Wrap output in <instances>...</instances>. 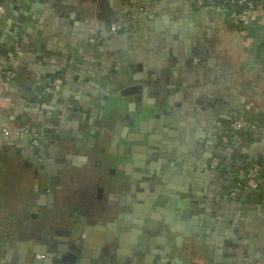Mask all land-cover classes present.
Instances as JSON below:
<instances>
[{
    "label": "crops",
    "instance_id": "obj_1",
    "mask_svg": "<svg viewBox=\"0 0 264 264\" xmlns=\"http://www.w3.org/2000/svg\"><path fill=\"white\" fill-rule=\"evenodd\" d=\"M158 2L165 3L160 8H172L164 21L171 34L158 40L145 36L139 43L125 33L130 29L141 35L147 29L157 31L162 27L154 21L143 25L141 31L140 20L131 21V16L157 8L156 0H5L0 17V70L13 68L16 77L0 90V129L6 126L17 134L4 136L0 132V264H26L20 253L22 238L15 230L27 220L28 205L49 215L53 210L57 214L58 208L61 214L82 221L89 260L96 257L99 261L97 258L104 256V264H130L134 259L136 241L125 229L129 217H106L99 211L100 206L109 205L108 198L113 203L124 198L102 184L101 171L110 166L104 163L108 153L115 157L114 170L126 169L129 179H134L137 162L140 164L137 154L135 159L116 158L125 145H136L139 126L128 128L124 117L109 121L104 108L103 112L99 109L107 95L126 85L144 86L151 94L159 92L155 98L163 104L155 105L170 112L167 124L163 123L164 131L160 128L154 132L150 126L146 133L163 141L166 129L178 131L169 146L180 152L177 156H181L182 163L188 162L182 166V171L188 172L187 176L183 174L186 181L179 183L181 187L171 182L168 195L174 204L188 207L185 230L191 225L189 221L199 218L205 228L203 216L211 208L213 212L220 208L218 220L225 211L231 220L234 210L240 217L244 210H250V219L257 210L264 215V197L258 199L259 209L245 207L250 199L241 184L249 164L256 163L264 170V13L245 14L244 8L238 12L233 6L197 7L193 0ZM109 21H118L123 28L112 30ZM92 38L98 41L91 42ZM64 57H68L67 64L62 62ZM61 71L68 75L69 86L53 98V114H43L44 87ZM113 84L116 89L110 86ZM137 95L138 100L132 96L110 98L114 100L110 104L123 106L119 116L123 111L132 114L128 105L133 110L154 104L150 95L141 99V90ZM241 114L248 116L250 131H237L239 138L234 139L229 127L237 118L244 120ZM228 119L231 121L227 126ZM221 126H227V130L217 136ZM33 135L43 140L42 149L30 144ZM216 137L230 146L221 156L213 146L212 158L217 157L222 166L218 175L208 174L203 167L213 169L207 152ZM49 142L56 145L50 154L44 147ZM133 151L141 150L136 147ZM249 156L256 159L248 160ZM43 158L47 166L36 171L34 164ZM195 180L210 191L212 203L203 204L204 199L186 190V183ZM225 191L235 195L226 193L229 197L224 200ZM143 197L138 195L140 200ZM237 203H241V210ZM203 207L206 209L202 212ZM254 221L248 224L251 234L247 232L241 245L235 243V236L225 235L221 229L200 231L197 258L202 264H264V248L260 245L264 232L256 229L258 222ZM60 229L64 230L65 225ZM117 233L115 245L107 247L104 254L103 237ZM189 239H183L186 250L173 253L181 261L177 263L194 260L187 251L194 245ZM145 242L144 251L142 245L137 246L140 252L136 264H159L161 256L157 255L153 231L146 235Z\"/></svg>",
    "mask_w": 264,
    "mask_h": 264
},
{
    "label": "flooded vegetation",
    "instance_id": "obj_2",
    "mask_svg": "<svg viewBox=\"0 0 264 264\" xmlns=\"http://www.w3.org/2000/svg\"><path fill=\"white\" fill-rule=\"evenodd\" d=\"M172 8H150L148 10H145L142 14H136L132 15V20L131 21H136V20H140L138 26H141V31L144 30V26H146V24H149L151 22H157L158 25H160L162 27V29L160 30H155V29H147V31H143V33L141 35L138 34L137 30H128V33H125L128 37V39H133L135 38L136 40H138V42L140 43L141 40H143L145 38V36H154L156 37L155 39L158 40L159 37L163 36V38L165 39V36L167 34H171V31L169 29L170 32L168 31V25H166L164 23L165 18L163 17L164 15H169L171 14L170 12ZM146 20V21H145ZM110 22V21H109ZM115 22V21H113ZM118 23L119 27L115 28L114 30H117L118 28L122 27L120 26V22H115ZM149 26V25H148ZM123 28V27H122ZM120 28V29H122ZM148 28V27H147ZM127 32V31H126ZM135 32V33H134ZM113 36L115 37L116 35L113 34ZM158 37V38H157ZM116 38L119 39V35L116 36ZM93 39V38H92ZM93 42H97L98 39H93ZM155 45V44H154ZM156 48V46H153ZM132 86H123L121 89H126V88H130ZM131 89V88H130ZM130 89H128L129 93L128 96H126V99L130 98L131 96L133 97V99L138 100V95L137 93H133ZM143 105V104H142ZM147 106V105H146ZM142 109V108H140ZM138 108H135L134 112L140 110ZM128 112H130L129 110V105L127 107ZM55 111V110H54ZM134 112H132V114H134ZM152 116L150 117L149 115L146 116L143 120L146 122H149L147 120H149V118L156 120V118H159L161 116V112L157 113L155 110L151 113ZM131 114L124 112L119 116H115L114 118H112L111 120H113L114 122L117 121L122 117H124L128 123L131 122V120L129 119V116ZM154 116V117H153ZM110 121V120H109ZM160 129V128H159ZM149 127L148 125L144 124L143 127H139L138 130V134H140L143 138L141 140H134L136 145H132L131 143H129V145H125V147H123V151H120L117 154L118 159L124 158V160L126 159H135L134 155L135 154H141L140 151H133L135 147L137 146H141L143 144H141L142 142L146 141L148 139V147L147 149H150V153H146L147 157H145V159H140L142 158L139 157V161L140 164L137 162L138 164V171H136L135 174H133L134 179H129L126 176V169H124V171L122 172L121 170L115 171L113 166H112V162L114 160L115 157H113L112 155H109L105 157V164L106 165H110L107 169H104V171H101V181L103 185H106L108 187V189L111 190H116L118 193L117 195L119 196H123V200L122 202L119 200V202L113 203L112 200H109L110 198H108V203L109 205L106 206H100V213L103 214V216L109 217V216H123L124 219L128 218V226L126 225L125 229L126 231L132 233V240L136 241L135 242V249H137V246L142 245V250H145V238L146 235H149L150 231L154 232L155 238L158 239L160 238V242H156L157 248L159 250V252L157 253L158 256L162 257L161 253H164V247H166V241L170 238L169 236V229L172 230H176V229H180V230H176L174 235H177L178 233H180L181 230H183L185 228V223H187L188 221H186V213L188 210V207L186 208V206H180L177 204H174V200L171 202V198L168 195V191L170 192V184L171 182H174L172 180V178L174 176H176L178 174V172H180V177L182 176V180L183 182L186 181L185 176L182 174V169L181 168V163H178V158H180V156L176 155V160L172 159L173 157V153H171V158L170 161L167 159V162L162 163V165H159V168L157 166V160L161 158V156H164L166 154H168L169 152H171V146H169L170 143L168 142H163L162 139L158 140V139H154L155 137L151 138V140L149 139V136H152V133H146L148 132ZM129 138V136H126V139ZM162 138V137H161ZM107 139V138H106ZM172 138H167L168 141H171ZM42 139L40 137H38L37 135H33L30 137V144L34 146V149H37L38 147H40L39 149H42ZM33 141H36V144H33ZM127 141V140H125ZM129 146V147H127ZM45 150H48L47 152L50 154V152L55 151V147L56 145H50L46 143L44 145ZM144 152H142L143 154ZM38 153L35 152L34 157H38L37 156ZM144 155V154H143ZM120 157V158H119ZM162 157V160H166V157L164 158ZM40 159V158H39ZM44 160L42 161H38L37 164H34L36 171L44 166L45 163L47 162V159L43 158ZM38 160V159H37ZM41 160V159H40ZM136 161V160H135ZM173 161H175L177 164L173 165ZM171 164L169 165L168 163ZM125 165H127V162H124ZM27 165V164H25ZM218 166H221V163L219 162ZM188 168V166H187ZM217 168V167H216ZM221 170V169H219ZM185 173L188 172L187 169L184 171ZM186 175V174H185ZM187 176V175H186ZM186 190L190 189L192 193H195L197 195V197L199 199H204V203L205 202H211L212 203V198H210V191L208 192L205 187L201 188L199 186V182L198 181H194L192 183H186ZM178 187H181L180 184H177ZM185 184L182 185V187ZM230 187V186H229ZM146 189L149 191H147L149 193V196H146ZM213 189V188H212ZM232 189V188H231ZM210 190V189H208ZM235 189H233L234 191ZM109 191V193H111ZM116 193H112V194H116ZM163 193H165L163 195ZM200 193L202 195H200ZM231 192H228V195ZM234 193V192H233ZM143 195L145 197H143L142 200H140V198H138V195ZM232 194V193H231ZM152 195H154L155 200L152 203L151 208H147L148 205L153 201L152 199ZM233 196L235 195L232 194ZM115 197V196H114ZM164 199V200H161ZM228 199V198H227ZM250 201L248 200V204H246L247 202H245V207H251L254 209L256 208L257 202L258 200L256 199H251L249 198ZM219 204H223L222 200L219 199ZM217 202V203H218ZM36 203V201L34 202V204ZM113 203V204H112ZM32 204V203H30ZM141 204V205H140ZM201 204V203H200ZM210 207V206H209ZM156 208H163L165 209L166 212V216H161L160 219H156L154 216L152 218L153 221H155V223H157L156 227L153 229L151 228V222L152 220L148 221V217L152 214V212H154V215H156V213H158V211H156ZM205 207H203L202 212L204 210ZM211 208V207H210ZM28 216H27V220L25 221L24 225H18L16 227V230L19 233V237L22 238V244H24V247H28V249H34L35 251L41 253V257L43 255L44 259L46 261H43L42 264H56V262H58L59 264H81V260L83 258L89 257V255H87L86 253V238L84 237V228L85 226L82 224V221H77V219H73L72 217H68L64 214H61V212H58V208H56L57 214L56 212L53 210V213L51 215L47 214L45 210H42L40 213H38L39 209L34 211L32 208V205H28ZM155 209V211H154ZM200 208H198L197 210H199ZM206 209V208H205ZM249 209V208H247ZM186 210V212H185ZM218 209H216L214 212L211 208V211L207 212L206 211V216L204 215V222L205 224H207V228L210 230H215L216 229H223L222 232L226 235L225 231L226 229H228L229 227H232V225L235 226L234 228V233L236 235H234L236 237L235 243L237 242V245H241L242 240L244 239L243 235H242V230H244V228L246 227L245 223L247 222H252V220L257 221L258 222V230H262L264 232V215L260 214V211H256V215L250 219V216H248L250 214V210H244V214L239 217L237 216L238 219H235L234 212H236L234 210L233 214L229 217L232 218V220H229L225 213L222 214V216L216 217V213H218V215L220 214V208L219 211H217ZM252 210V209H251ZM259 212V213H258ZM142 214V217H140V215ZM145 214V215H144ZM202 214V213H200ZM215 215V216H214ZM245 216V218L243 219V217ZM145 218V221H143L142 218ZM215 217V218H214ZM255 217V219H254ZM225 219V221L223 222V220L221 219ZM164 220L166 222H164ZM201 219L199 218L198 221H194L193 225L198 226V227H202L200 226V221ZM228 220H229V224H228ZM151 221V222H150ZM192 221V220H191ZM254 221V222H255ZM144 222V223H143ZM148 222H150V224L148 225L147 229L146 226L148 224ZM65 225V229L61 230L60 227H63ZM223 226L225 228H223ZM228 226V227H226ZM191 227V226H190ZM189 227V228H190ZM222 227V228H221ZM15 228V226H14ZM187 229V231L189 232L190 235H194L196 238V241H198V235L200 234V231H204L206 232L207 229H205L204 227L200 228V230H194L191 231V229ZM1 226H0V230H1ZM4 229L6 231L12 232V228L4 226ZM199 229V228H198ZM218 230V231H219ZM220 230V231H221ZM73 231H76L77 235L75 237L70 236L69 234ZM142 231V232H141ZM163 231H166V235L163 236ZM185 231V229H184ZM61 234H68L70 237L68 240H64V235H58V233ZM140 232V233H138ZM183 233V232H182ZM117 235L119 236V233L114 234L113 236H104L103 238L106 240L105 243V252L104 254H106V248L115 245V239L118 238ZM173 237V235H172ZM187 237V236H186ZM166 238V239H165ZM190 238V237H187ZM141 239V240H140ZM186 239V238H184ZM190 241H192L193 239L190 238ZM238 241L240 243H238ZM192 243H196L194 240L192 241ZM26 244V245H25ZM261 247L264 248L263 243L260 244ZM184 249L180 250V251H184L186 250L185 246H183ZM139 250V249H138ZM188 252L190 251L189 249L187 250ZM140 252V251H139ZM139 252L137 254H139ZM53 254V255H52ZM40 255L38 256L39 258ZM47 255H52V257L47 256ZM108 255V252H107ZM50 260V262L48 263V259ZM92 260H89V264H104V256H100L99 261L96 260V257L91 258ZM79 261V263H78ZM133 261V262H132ZM130 264H136L138 259H136V261L132 260ZM139 264V262H138Z\"/></svg>",
    "mask_w": 264,
    "mask_h": 264
},
{
    "label": "water",
    "instance_id": "obj_3",
    "mask_svg": "<svg viewBox=\"0 0 264 264\" xmlns=\"http://www.w3.org/2000/svg\"><path fill=\"white\" fill-rule=\"evenodd\" d=\"M159 0H156V2H157V4H158V6H157V8H160L159 6H161V5H163V4H165V3H162V2H158ZM162 8V7H161ZM164 18L165 17H167V16H163ZM109 24L111 25V26H114L115 28H117V27H119V25H118V23H115V22H113V21H110L109 22ZM114 33H112V35H113ZM111 35V36H112ZM110 36V35H109ZM62 62L64 63V64H67L68 63V57H64L63 59H62ZM59 76H61L62 77V79H63V86H62V88H61V90L59 91V93L56 95V98L58 97V95L59 94H61V91H63L62 89H65V88H67L68 86H69V80H68V75H64V72L63 71H61V72H58L57 73ZM49 80H51V78L49 79ZM127 82H130V80L128 79V78H126L125 79ZM147 84V83H146ZM111 87H112V89H116V85H110ZM131 88V89H130ZM130 88H126V89H122V90H115V92H113V93H111L109 96L107 95V93H106V95L108 96H106L101 102H100V104L101 105H103V107L100 105L99 106V109L101 110V112H103V108H104V111H106V116H108V117H110V118H108V120H111L112 119V117L114 118L115 116H117L118 114H119V112H121V110H122V108H123V106H122V108H121V105H118L117 106V113H111V111H110V108H109V104L111 103V101H114V100H111L110 98H121V99H124V98H126V96H128L129 95V93H131V92H128V89H130L133 93L135 92V93H139L140 92V90L142 91V96H141V99H143L144 97H145V100H146V96L147 95H150L151 97H153V99L151 100V101H153L154 102V104L153 105H147V106H143L142 107V109H140V110H138V111H136V112H134L135 110L133 109H129L131 112H134V114H131L130 116H129V119L131 120V122L130 123H128V121L126 122V124H127V126H128V128H134L136 125H138L139 127H143V125L145 124H147L148 125V127L150 128V126H152L153 127V129H154V132H159V128H161L163 131L165 130V127H163V125H165V124H167V120H169V117H170V112H169V110L168 109H164V108H161V107H158V106H160L161 104H163V101H160L159 100V98H155V96H157V97H159L158 95H159V92H156V94H151V93H147V88L146 87H144V86H140V85H136V86H132V87H130ZM156 102V103H155ZM124 103V102H123ZM52 104H53V109L52 110H45V111H42L41 110V112L43 113V114H46V115H51V114H53V112H54V110H55V100H53L52 101ZM122 104V103H121ZM155 104H157V105H155ZM156 111L157 113H159V112H161V116L159 117V118H156V120H153L152 118L150 119L149 118V120H147V121H149V122H146V121H144L143 119L146 117V116H152V114H150L151 113V111L153 112V111ZM241 116L244 118V120H245V124H244V128L241 130V131H243V132H247V131H250V123L248 122V116L247 115H245V116H243L242 114H241ZM154 117V116H153ZM176 119H178V116L176 117ZM170 120H172L171 118H170ZM103 121V120H102ZM230 121H231V119H228L227 120V126L229 125V123H230ZM163 123H165V124H163ZM227 126H225V127H222L221 126V133H218L217 134V136H223V134H224V132L227 130ZM177 133H178V131H173V130H167L166 129V131H165V134L163 135V140L164 139H166V138H172L173 139V141L175 142V138H176V136H177ZM233 135H234V139H236V138H239V135H238V133H236V132H233ZM153 137H155V136H149V139L151 140V138H153ZM178 137V136H177ZM143 137L139 134L138 135V137L137 138H135L134 140H136V139H138V140H141ZM128 139V138H127ZM126 139V140H127ZM158 139H159V137H158ZM43 141V140H42ZM128 141V140H127ZM164 142V141H163ZM165 142H168V143H171V142H169L167 139L165 140ZM72 144V143H71ZM210 144L212 145L211 147H210V149H208V158L209 159H211L213 156H214V147L213 146H216V148H217V150H219L220 152H218V153H216L217 155H219V156H221L222 155V153L223 152H226V150L225 149H228V148H230V146L228 145V143L227 144H225V143H222L221 142V140L219 139V138H214V139H212V142H210ZM147 147H148V139L146 140V144H143V145H141L140 146V148L137 146V150L138 149H140L141 151V154H139V152H138V154H137V156L138 157H141V155H142V158H145V157H147V154L146 153H150V149H147ZM136 148V147H135ZM135 148H133V149H135ZM179 148V147H178ZM177 151V152H176ZM142 152H144L143 154H142ZM173 152H175V153H173ZM171 153H173V157H172V159H175L176 158V155H179L178 153H180L178 150H175L174 148H172L171 149V152H169L168 154H166L165 155V157H166V160L164 159V160H162V157H164V156H161V158L160 159H158L157 160V166H158V168H159V165H162V163H164V162H167V159L170 161V158H171ZM177 153V154H176ZM136 155V154H135ZM164 157V158H165ZM178 158V157H177ZM176 158V159H177ZM175 159V160H176ZM256 159V156L255 157H250L249 156V158H248V160H255ZM178 160V163L180 162L181 163V165L183 166H186L187 164H188V162L187 161H184V163H182V158H181V156H180V158H178L177 159ZM206 161H208V159L206 160ZM174 163H173V165L174 164H177L175 161H173ZM207 163V162H206ZM169 165L171 164V162L170 163H168ZM181 166V168L180 169H182L183 167ZM208 165H204L203 167H204V169H206V172H208V174H211V172L213 173V174H216V175H218L219 174V172H220V168L222 167V166H218L217 168H215V169H210L209 167H207ZM182 172V174H185V172H183V171H181ZM194 176L196 175V174H193ZM243 179H244V177H243ZM172 180L176 183V184H179V183H181L182 182V176L180 177V172H178V174L176 175V176H174L173 178H172ZM177 189H179V192H182V191H184L182 188H177ZM226 193H228V192H224V193H222L223 194V199L225 200V199H227L229 196L226 194ZM245 193L247 194L246 195V197H248V198H251V199H256V200H261L263 197H264V194L260 191V190H250V189H248L247 188V191H245ZM165 193H163V195H164ZM174 196H176V195H174ZM155 196L154 195H152V199H153V201L148 205V207L147 208H151V206H152V203L154 202V200H155V198H154ZM161 200H164V199H162L161 198ZM241 206V203H237V208H238V210H241L242 208L240 207ZM248 207V206H247ZM256 208L257 209H259L260 208V204H257L256 205ZM154 211H155V209H154ZM156 211H158V213H156V215H154V212H152V214L148 217V221L149 220H152V218H153V216L158 220V219H160L161 218V216H166V212H165V209H163V208H156ZM217 211H219V208H218V210ZM237 211V210H236ZM261 213V212H260ZM145 215V214H144ZM250 215V214H249ZM234 217H235V219H238L237 218V216H238V214H237V212L235 213L234 212V215H233ZM140 217H142V214L140 215ZM240 217V216H239ZM245 217H243V219H244ZM143 219V221H145V218L143 217L142 218ZM231 220H232V218H231ZM151 222V221H150ZM150 222H148V224H147V226H146V229H147V227H148V225L150 224ZM164 222H166L165 220H164ZM190 222V228L189 229H191V231H194V230H200V228H202V227H198V226H196L195 227V225H193L194 223V221L192 220V221H189ZM144 223V222H143ZM249 223H251V222H247V223H245L246 225V227L244 228V230H242V229H240L241 231H242V235H243V237H246V236H248V234H247V232L249 233V235L251 234V229L250 230H248L249 228L247 227L248 226V224ZM156 225H157V223H155V221H153L152 220V222H151V228H155L156 227ZM201 226V225H200ZM205 229H208L207 228V224H205ZM226 227H228V226H226ZM235 228V226L234 225H232V227H229L228 229H226V231H225V233H226V235L228 234V235H236L235 233H234V228ZM199 228V229H198ZM222 228V227H221ZM223 228H225L224 226H223ZM258 228V227H257ZM256 228V229H257ZM176 230H180V229H176ZM176 230H172V229H169V236H170V238L166 241V247H164V253H161L162 254V257H161V260L158 262L159 264H174V263H177V262H181L180 260H179V258H178V256H172L173 255V253L174 252H176L177 250H182V248H184L183 247V239L184 238H187V237H190V238H192L196 243L194 244V245H192L190 248H189V252H190V254H192L193 256H194V260L191 262V263H188V264H202L201 262H200V260L197 258L198 256H197V251H198V249H197V244H199L198 242L199 241H196V237L193 235H190L189 234V232L187 231V230H185L184 231V229L183 230H181L180 231V233H178L177 235H174L175 234V232H176ZM223 230V229H222ZM224 231V230H223ZM142 232V231H141ZM183 232V233H182ZM206 232H208V230H206ZM138 233H140V232H138ZM70 236H72V237H75L76 235H77V233H76V231H73L72 232V234L70 233L69 234ZM68 234H66V236L64 235V240H68L69 239V236ZM166 235V231L164 232L163 231V236H165ZM172 235H173V237H172ZM187 236V237H186ZM166 239V238H165ZM136 242H137V240H136ZM156 242H160V238H158V239H156ZM19 244H20V253L22 254V256H23V258H24V261H26L25 263L26 264H42V262L43 261H46L45 259H44V257H43V255H42V257H41V253H39V252H37V251H35L34 249H28V247H24V244H22V242H19ZM26 245V244H25ZM21 246H22V249H21ZM85 246H86V244H85ZM263 246H264V241H263ZM142 251H144V250H142ZM139 252V250L138 249H133L132 250V254H133V256H134V261H136V259H137V253ZM87 253V255H91V253H88V252H86ZM40 255V257L41 258H39L38 256ZM53 255V254H52ZM52 255L50 256V255H47V256H50V257H52ZM21 256V257H22ZM172 256V257H171ZM48 259V258H47ZM50 262V260L48 259V263ZM78 263H79V261H78ZM1 264H3L2 262H1ZM56 264H59L58 262H56ZM81 264H89V257H86V258H83L82 260H81ZM177 264H182V263H177Z\"/></svg>",
    "mask_w": 264,
    "mask_h": 264
},
{
    "label": "built area",
    "instance_id": "obj_4",
    "mask_svg": "<svg viewBox=\"0 0 264 264\" xmlns=\"http://www.w3.org/2000/svg\"><path fill=\"white\" fill-rule=\"evenodd\" d=\"M193 1L197 7L220 6V5H215L212 1H209V2L206 0H193ZM238 3L240 5L245 6L244 7L245 14H250L253 11H257V13L260 16H262L264 13L263 3L255 4L253 0H238ZM255 5H260L261 8H254ZM3 11H4V4L0 1V17ZM234 18H235V21H238L237 15H235ZM114 29L115 28L112 27V30ZM90 41L93 42L94 40L90 39ZM263 53H264V43H263ZM69 62L72 63V60L69 59ZM14 77H16V71L13 68H7L4 70H0V90L2 89V87L8 80ZM62 86H63V79L61 76L54 77L48 84L45 85L44 87L45 99L41 103V108L43 110L53 109L52 100L59 93ZM244 124H245V121L243 119L237 118L230 124L229 129L232 132L241 131L244 128ZM0 132L4 136H9L13 133H16L14 130L6 126L2 127L0 129ZM33 144H36V141H33ZM218 164H219V159L217 157H214L211 159L210 166L213 169H215L218 166ZM262 170L263 169L256 163L249 164L246 167V169L243 171L245 188H248L250 190H260L264 194V182L262 181V176H261Z\"/></svg>",
    "mask_w": 264,
    "mask_h": 264
},
{
    "label": "trees",
    "instance_id": "obj_5",
    "mask_svg": "<svg viewBox=\"0 0 264 264\" xmlns=\"http://www.w3.org/2000/svg\"><path fill=\"white\" fill-rule=\"evenodd\" d=\"M3 4L5 2V0H0ZM206 1H212L215 5H220L222 7L228 8L229 6H233L234 8H236V10L239 12L242 8H244L245 6L240 5L238 3V0H206ZM255 4L258 3H263L264 4V0H253ZM239 27H241V25H239ZM262 176V181L264 182V170H262L261 173ZM241 184L244 185V180H241Z\"/></svg>",
    "mask_w": 264,
    "mask_h": 264
},
{
    "label": "rangeland",
    "instance_id": "obj_6",
    "mask_svg": "<svg viewBox=\"0 0 264 264\" xmlns=\"http://www.w3.org/2000/svg\"><path fill=\"white\" fill-rule=\"evenodd\" d=\"M108 106H109L110 111H111L112 114H113V113H117V106H116V105H114V104L112 103V105L109 104Z\"/></svg>",
    "mask_w": 264,
    "mask_h": 264
}]
</instances>
